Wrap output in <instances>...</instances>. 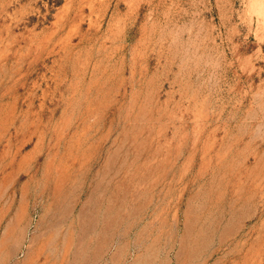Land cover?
Returning a JSON list of instances; mask_svg holds the SVG:
<instances>
[{"label":"rangeland","instance_id":"374dc122","mask_svg":"<svg viewBox=\"0 0 264 264\" xmlns=\"http://www.w3.org/2000/svg\"><path fill=\"white\" fill-rule=\"evenodd\" d=\"M0 264H264V0H0Z\"/></svg>","mask_w":264,"mask_h":264}]
</instances>
